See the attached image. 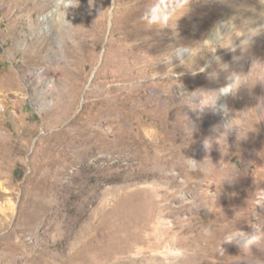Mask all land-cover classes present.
Instances as JSON below:
<instances>
[{"label": "rangeland", "instance_id": "1", "mask_svg": "<svg viewBox=\"0 0 264 264\" xmlns=\"http://www.w3.org/2000/svg\"><path fill=\"white\" fill-rule=\"evenodd\" d=\"M76 3L0 0V264H176L177 249L179 264H264V239L222 243L233 230L264 234V32L245 50L234 34L235 50L199 47L231 17L243 31L264 24V5L189 0L175 29L148 35L153 5H186ZM233 76L240 86L217 98L227 112L197 118L185 96L228 92ZM230 119L246 138L206 153ZM206 158L233 178L206 175Z\"/></svg>", "mask_w": 264, "mask_h": 264}, {"label": "clouds", "instance_id": "2", "mask_svg": "<svg viewBox=\"0 0 264 264\" xmlns=\"http://www.w3.org/2000/svg\"><path fill=\"white\" fill-rule=\"evenodd\" d=\"M179 2L182 5H186V10L183 7L177 9L175 7V4H173L172 8L174 9V11H172L171 13L165 12L161 14V12H156L154 14L153 9L158 7V5H153V7L148 10V12L146 13L144 17L145 22L152 26H171L172 28L175 29L176 21L181 16L186 14L188 10L187 6L189 3V0H179ZM77 3H78V0H77ZM259 3L264 5V0H259ZM70 6H73V5L69 4L68 7ZM234 21H235V17H231L228 20L219 22L213 29L216 40L215 41L205 40L203 42V45L199 47L207 48L209 51H215V47L217 43L219 42V43H222L224 47L229 48L231 50H235V45L233 44L230 38L231 35L234 34L236 37H241V36L244 37V39L241 40L239 47L242 50H245L253 42V39L255 37L259 36L262 32H264V24H261L258 27H249L247 31H243L237 28ZM246 23H254V21H246ZM222 33H226V34L222 35ZM199 47L196 49L182 48V49L175 50V52H176V55L178 56L181 53H188L189 57H192L195 55L197 51H199ZM171 59H172V55L167 54L163 56L161 60L164 63H170ZM217 60H219V57H217ZM183 62L184 61L181 60V63ZM223 67H227V65L225 64L223 65ZM204 71H205L204 67L199 68L200 73H203ZM196 74L197 72L195 71L192 72V75H196ZM240 84H241V77L236 76L235 82L229 87H226L229 89L228 92L223 91V89L225 88L221 89L219 92L209 91L205 89H196L185 96V102L187 103L189 109L193 111L194 113H196L197 118L203 115L206 111H212L218 114V112L221 109H223L224 112H227V109L224 108L223 106H220V108H218L217 98L221 94L233 92L232 88L234 87V89L236 90L240 86ZM194 100L198 102L194 103L193 102ZM185 117H186V120L184 121V125H186L187 129L191 131V136H192L193 132L196 130L195 124L187 116ZM247 131H248V126L245 123H243L241 119L222 120V123L213 126L212 132L214 133V135L208 138H205L203 140V148L206 153H210L213 149V146L216 145L218 146L219 151L225 152L224 149H228V137L230 134L234 132L236 136V140L240 141L246 138ZM189 160H192V159L189 158ZM207 162H208V167L204 169V172L206 175H218L220 182L224 180H231L233 178V168H221L217 170L215 166L211 163L210 159H207ZM205 233L207 234V230H205ZM262 239H264V234L260 233L259 228H257L256 234H253V235H246L242 231L233 230L225 234L222 243H234L235 242L239 244L242 241L243 247L247 249L251 245L257 244ZM220 251L223 252V249L220 248ZM185 254L186 252L183 249H177L175 251L176 264H179V260L182 259L185 256Z\"/></svg>", "mask_w": 264, "mask_h": 264}, {"label": "bare ground", "instance_id": "3", "mask_svg": "<svg viewBox=\"0 0 264 264\" xmlns=\"http://www.w3.org/2000/svg\"><path fill=\"white\" fill-rule=\"evenodd\" d=\"M245 3V2H244ZM247 3V2H246ZM244 5V4H243ZM153 13L155 14L156 13V11L155 10H153ZM145 17V16H144ZM144 17H142L141 18V20L140 21H143V23H145V24H147L146 22H145V19H144ZM148 25V27H147V29H146V31H147V34L149 35V34H151L152 32H153V30H154V26H152V25H149V24H147ZM150 42V41H149ZM152 43H153V41H151ZM150 44V43H149ZM235 77L236 76H233L232 78H230L233 82L235 81ZM230 115H231V113H230ZM80 141V140H79ZM86 151V150H85ZM87 153V152H86ZM194 174H196V171L194 172Z\"/></svg>", "mask_w": 264, "mask_h": 264}]
</instances>
